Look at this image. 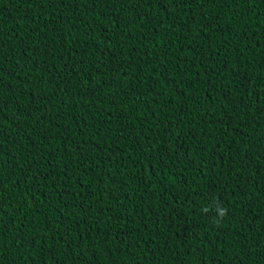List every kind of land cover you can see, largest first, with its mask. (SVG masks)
Listing matches in <instances>:
<instances>
[{
	"label": "trees",
	"instance_id": "1",
	"mask_svg": "<svg viewBox=\"0 0 264 264\" xmlns=\"http://www.w3.org/2000/svg\"><path fill=\"white\" fill-rule=\"evenodd\" d=\"M0 264H264V0H0Z\"/></svg>",
	"mask_w": 264,
	"mask_h": 264
},
{
	"label": "clouds",
	"instance_id": "2",
	"mask_svg": "<svg viewBox=\"0 0 264 264\" xmlns=\"http://www.w3.org/2000/svg\"><path fill=\"white\" fill-rule=\"evenodd\" d=\"M217 211H218V216L221 219L226 215V211L224 209H218ZM217 222H219V221H217Z\"/></svg>",
	"mask_w": 264,
	"mask_h": 264
}]
</instances>
